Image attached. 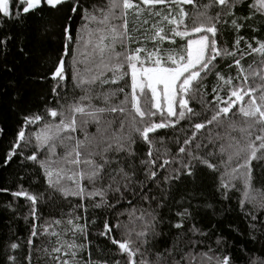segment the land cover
Listing matches in <instances>:
<instances>
[{
  "label": "trees",
  "instance_id": "16d2710c",
  "mask_svg": "<svg viewBox=\"0 0 264 264\" xmlns=\"http://www.w3.org/2000/svg\"><path fill=\"white\" fill-rule=\"evenodd\" d=\"M47 1L0 11V264H264V118L225 107L264 65L254 0ZM202 21L179 117L133 96L127 57L173 68Z\"/></svg>",
  "mask_w": 264,
  "mask_h": 264
},
{
  "label": "rangeland",
  "instance_id": "374dc122",
  "mask_svg": "<svg viewBox=\"0 0 264 264\" xmlns=\"http://www.w3.org/2000/svg\"><path fill=\"white\" fill-rule=\"evenodd\" d=\"M9 1L0 0V11L2 13L8 11ZM21 1L26 3L24 9H29L38 5L41 0ZM48 1L51 4L56 3L55 0ZM184 1L188 0H125V5L139 3L143 4V6L161 7L168 2L183 3ZM254 6L264 13V0H254ZM174 29L188 36L185 61H177L173 68H164L158 64L145 65L143 61H138L134 56H128L127 58L130 65L129 71L133 96L148 93L153 98L156 106L162 107L167 112L168 117L176 119L179 114H174V103H177L178 108H180L181 103L185 101V95L189 93V90L185 91L183 89V87L186 88L184 82L192 73L201 70V67L208 63L211 57L219 53V51L212 45L210 36L214 29L208 21H202L200 24L196 23L189 28L177 23ZM112 58H114V55L107 57L108 61H111ZM247 80L244 85L237 87L230 93L232 99L225 107L228 109V106L233 104L235 113L240 116L238 119L244 120L247 126H254L255 124L250 118H254L255 115L262 117V119L264 118V65H260L256 71H252L251 76ZM156 116L159 117V115ZM159 125L161 123H155L153 127ZM233 137L228 136L225 138V144L226 147H229V150H234L235 147L232 143L234 142ZM243 171L239 170L237 172L239 174L237 178L240 181H242ZM129 264L134 263L130 262Z\"/></svg>",
  "mask_w": 264,
  "mask_h": 264
},
{
  "label": "water",
  "instance_id": "95a60500",
  "mask_svg": "<svg viewBox=\"0 0 264 264\" xmlns=\"http://www.w3.org/2000/svg\"><path fill=\"white\" fill-rule=\"evenodd\" d=\"M59 73V72H58ZM197 76V74L196 73H193V74H191V77L190 78H188L187 80H186V82H184V86L185 87H187L188 85H189V81H191V79L192 78H195ZM22 137V134H20V138Z\"/></svg>",
  "mask_w": 264,
  "mask_h": 264
}]
</instances>
